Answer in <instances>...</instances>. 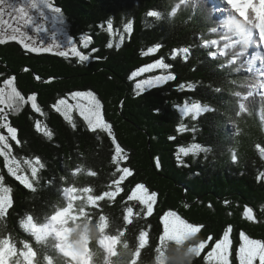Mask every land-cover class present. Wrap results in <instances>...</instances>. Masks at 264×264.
<instances>
[{"label": "trees", "instance_id": "trees-1", "mask_svg": "<svg viewBox=\"0 0 264 264\" xmlns=\"http://www.w3.org/2000/svg\"><path fill=\"white\" fill-rule=\"evenodd\" d=\"M54 4L67 18L70 36L78 44L81 35L90 38L85 52L95 49L97 58L84 63L71 56L28 53L15 42L0 45V86L14 77L22 95L27 99L35 93L38 103L11 106H20L8 117L16 138H9L7 156L0 150V195L9 201L0 210V253L6 263L26 262L29 253L37 264H77L58 250L54 238L36 242L26 224L42 223L66 206L70 238L75 241L86 234L90 264H105L96 255L105 237L117 242L112 264H221L210 258L209 251L226 234L231 236L232 264H237L243 235L264 245L263 162L253 149L254 140L242 137L239 161L229 160L225 135L230 134L222 119L227 86L211 61L200 60L195 48L184 62L173 61L178 79L190 82L185 88L173 83L138 94L129 78L155 59L172 60L174 49L195 41L197 19L172 17L168 0H54ZM109 22L120 31L111 39L116 50L107 46L104 27ZM142 51L154 54L142 56ZM99 66L105 69L101 73ZM86 90L101 102L114 136L105 127L90 128L76 111L66 119L52 107L69 93ZM191 99L211 102L215 109L200 114L189 124L194 129L180 134L179 126L186 121L177 105ZM119 107L129 110L121 112ZM124 131L129 135L123 136ZM190 143L195 153L178 162L177 147ZM117 150L120 156L114 157ZM72 186L83 193L71 201L66 193ZM138 186L154 196L150 209L133 197ZM248 205L254 218L242 210ZM179 222L193 228L182 240L174 233ZM99 253L107 258L105 250Z\"/></svg>", "mask_w": 264, "mask_h": 264}, {"label": "rangeland", "instance_id": "rangeland-1", "mask_svg": "<svg viewBox=\"0 0 264 264\" xmlns=\"http://www.w3.org/2000/svg\"><path fill=\"white\" fill-rule=\"evenodd\" d=\"M11 2L19 4L21 2V0H11ZM44 12H45V15L47 16V20H41V18L39 16V13L36 12L35 10H32V15L35 17L36 24H43L44 27L46 28L45 31H42L41 33L38 34V36H39L38 43H41V44L47 46V44L53 42L52 37H53V33H55V42L58 43L61 46V50L67 49L69 47V44H68L69 40H72V42L77 45V47H78V49L80 51H82L85 54L89 55L88 62L95 58L94 53L85 52L82 49V48H84L82 42L87 40V42L89 44L88 38L81 39V44H78L70 36L68 21H67V18L64 16V14H62V12L58 14V19H56V20L53 19V16L55 14L51 13L48 9L45 8ZM27 31L30 34H32L33 36L37 35L33 31L32 27H29L27 29ZM114 49H116V47ZM1 61H0V63H1ZM3 61L7 62V60H3ZM7 63L10 64L9 61ZM84 63H86V61ZM4 66L6 68H8V66H9V68H12L11 67L12 64L11 65L5 64ZM99 68H101L99 70V73H101L102 71L105 70V69H103L102 66H99ZM110 69L111 68H109V67L106 68L107 71H110ZM146 71H147V69H145V72ZM138 77H140L142 80L148 81V83L145 84L143 87H141L139 90L136 89L137 92L140 93L144 89H147V87L155 85V84L161 82L165 78V75L158 74L157 78L150 79V80H147V77H145L143 75L142 76H138ZM137 78L135 80H137ZM60 79H57V80H60ZM135 80L133 81L132 85L133 84L135 85V83H137V82H135ZM3 81H2V83H3ZM134 85H133V88H135ZM130 88H131V86H130ZM7 91H8V89H6V92ZM86 91H89V90H86ZM108 91L110 92V90H108ZM108 91H105V92H108ZM115 92H117V90H115ZM101 93H104V92H101ZM113 95H114V92H113ZM103 96H104V99H102V100L104 101V103L106 105H109L108 97L105 96L104 94H103ZM63 98H65V97H63ZM15 102H16L15 104L24 103V102H21V100L19 98H17ZM69 102L70 103H74V101H72V100H69ZM92 102H94V104H95L94 111L90 113L85 108L83 117L85 118V120L87 122H89L90 128L96 129V128L105 127L107 125L106 122L104 121L105 118H103L105 115H104V112L101 115L99 101L98 102L90 101V103H92ZM124 103H127V100L125 98L123 99V104ZM15 104L13 106H15ZM21 105L22 104H20V106ZM0 107H4L3 113H0V125H2V126H0V150L2 151L3 154H5V156H7V151L6 150L11 148L10 139L9 138H11V140L16 138L14 128L11 125L9 126L8 117H10V115L12 114L11 112H14V111L18 110L19 107L18 108H12V107L4 106V105H0ZM120 108H121V112L122 111L126 112V110L127 111L129 110L128 108H126V110H125L124 107H123V109H122V107H119V109ZM75 113H79V112L76 111ZM71 116H72V114H71ZM140 127H143V126H140ZM144 128L148 129L147 127H144ZM144 128L140 129L142 134L146 133ZM125 131L123 133V136L129 135V134H126ZM130 136L133 137V140H135L137 138V136H135V135H130ZM227 136H228V134L225 135V137H227ZM133 147H136V146L134 145ZM263 160H264V158H263ZM263 170H264V165H263ZM262 172H261V174H262ZM262 181L264 182V177H262ZM134 196L139 198L142 202L146 203L147 205H151V203L153 201V197L149 193H147L145 189H143L140 186L136 187L134 189L133 197ZM7 206H8V202H7L6 196H1L0 195V210L3 212ZM227 213H229V212H225L224 214H227ZM251 214H252L251 211H249V215L250 216H251ZM218 216L221 217V215H218ZM61 219H63V218H62V215L59 213V214L55 215L48 222L47 225L37 226V225H35V224H33L32 222H29V221H28V225L40 237H43V236L47 235L48 233H50L51 231L54 230L53 233L55 234L62 251L65 254H67V255H69L71 257H75L76 259H78L80 261H85V254L89 253L90 251L85 246L84 237H81L82 239L79 240L78 242H71L68 239L67 235H66L68 233L66 230H62V229L57 230V223ZM256 220L257 219H255L254 221H256ZM260 220H263V219L259 218V221ZM174 229H175L174 233H175V235L179 236V239H182V238H184L186 236L188 237L190 234L193 233L192 232L193 231L192 226L189 225L188 223H185V222H179L178 226H175ZM104 245H105V248L108 250L107 252L109 253V255L112 254V251H115V248H113V247H115V245L113 244L112 240L106 238V240L104 242ZM229 247H230V239L228 238V234H226L225 237L219 243H217L213 247V249H211L209 251V253L211 254L210 258H213V259H216V260H219V259L220 260H227V257L225 256V252L227 251V249ZM257 255L264 256V245L262 243L258 242V241H255V240L249 239L247 237H244L242 245H241V248H240V251H239V258H240L241 264H249V261L250 260H254Z\"/></svg>", "mask_w": 264, "mask_h": 264}, {"label": "snow or ice", "instance_id": "snow-or-ice-1", "mask_svg": "<svg viewBox=\"0 0 264 264\" xmlns=\"http://www.w3.org/2000/svg\"><path fill=\"white\" fill-rule=\"evenodd\" d=\"M48 9L51 13L55 14L53 19H58V14L62 12V9L58 8L54 4V0H21L19 4L11 2V0H0V45L15 42L19 44L26 52L34 54H54L59 57H74L77 58L80 62H85L89 60V55L80 51L75 43L72 40H69V47L65 50H61V46L55 42V33H53V42L47 44V46L38 43L39 36L38 34L42 31H45L46 28L43 24H36L35 17L32 15V10H35L39 13L41 20H47L44 9ZM29 27L33 28V31L37 34L33 36L30 34L27 29ZM113 30L111 22L107 25V31L111 33ZM123 37H121V41ZM83 43L84 48H88V42L85 40ZM108 47H112V44L109 43ZM97 51V50H93ZM154 54L150 51H142L141 55ZM145 69L149 71H155V69H149L148 65H142L140 68L133 71L130 75V79H135L138 76L145 74ZM40 79V77H36ZM148 81L139 80L135 83V89L139 90ZM151 88V86H149ZM6 89L8 91L6 92ZM29 97L31 99H29ZM27 99L22 95V93L15 86V78L11 77L3 81V86H0V105L11 107L15 104L17 98L22 102L32 103L33 101L37 103V96L35 93L29 95ZM69 100L74 101L70 103ZM99 99L92 91H75L68 94L67 98H60L52 106L62 117L69 119L73 111H78L79 114L83 117L84 109L86 108L90 113L94 111L95 104ZM100 103V112L103 114V106ZM36 110L35 108L33 109ZM4 107H0V113H3ZM2 126V125H0ZM10 126V123H9ZM18 132V130H16ZM174 139V137H170ZM231 239V236H229ZM239 249H237L238 251ZM227 260H221V264H232V248L231 246L225 252ZM264 260V256L257 255L254 260H250L249 264H259L260 261ZM206 264L208 262L206 261ZM237 264H239V257H237Z\"/></svg>", "mask_w": 264, "mask_h": 264}, {"label": "clouds", "instance_id": "clouds-1", "mask_svg": "<svg viewBox=\"0 0 264 264\" xmlns=\"http://www.w3.org/2000/svg\"><path fill=\"white\" fill-rule=\"evenodd\" d=\"M152 13H150V15H151ZM69 25V24H68ZM113 27V30H112V34H111V37L109 36V33H108V31H107V27H104V33H105V37H106V39L109 41V43H111L112 44V41H111V39L112 38H115V36H116V32H120L119 30H117L116 29V27L113 25L112 26ZM106 28V29H105ZM122 28H124V27H122ZM81 37V39H83V38H87V37H85L84 35L82 36H80ZM88 41H89V46H88V48L87 49H89L90 48V39L88 38ZM80 44V43H79ZM112 47L113 48H115V46L112 44ZM112 47H110L109 49H111ZM116 50V49H115ZM85 51V50H84ZM95 58H97V57H95ZM90 62V61H89ZM89 62H86V63H89ZM26 69H28V67H26ZM36 77H37V75H35ZM39 77V76H38ZM47 80H50L51 81V78H47ZM93 237H95V230L93 229ZM170 259H172V258H174V257H169ZM189 264H190V261H189Z\"/></svg>", "mask_w": 264, "mask_h": 264}, {"label": "bare ground", "instance_id": "bare-ground-1", "mask_svg": "<svg viewBox=\"0 0 264 264\" xmlns=\"http://www.w3.org/2000/svg\"><path fill=\"white\" fill-rule=\"evenodd\" d=\"M197 9H199L200 11H204V8H201V6L197 5ZM97 199V198H96ZM48 261V260H47Z\"/></svg>", "mask_w": 264, "mask_h": 264}]
</instances>
